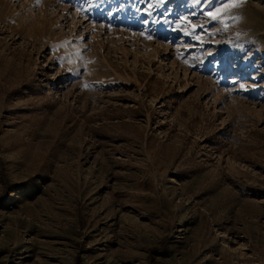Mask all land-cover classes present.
<instances>
[{
  "label": "rangeland",
  "instance_id": "rangeland-1",
  "mask_svg": "<svg viewBox=\"0 0 264 264\" xmlns=\"http://www.w3.org/2000/svg\"><path fill=\"white\" fill-rule=\"evenodd\" d=\"M0 264H264V0H0Z\"/></svg>",
  "mask_w": 264,
  "mask_h": 264
},
{
  "label": "snow or ice",
  "instance_id": "snow-or-ice-1",
  "mask_svg": "<svg viewBox=\"0 0 264 264\" xmlns=\"http://www.w3.org/2000/svg\"><path fill=\"white\" fill-rule=\"evenodd\" d=\"M208 16H209V17H212V18H216V17L218 16V12H216V11L209 12V13H208ZM148 38H150V37H148Z\"/></svg>",
  "mask_w": 264,
  "mask_h": 264
}]
</instances>
